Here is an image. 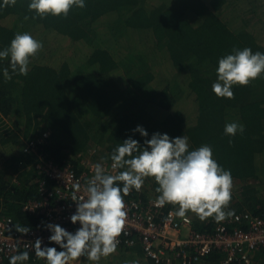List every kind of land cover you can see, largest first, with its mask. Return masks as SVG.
Listing matches in <instances>:
<instances>
[{
	"label": "trees",
	"instance_id": "1",
	"mask_svg": "<svg viewBox=\"0 0 264 264\" xmlns=\"http://www.w3.org/2000/svg\"><path fill=\"white\" fill-rule=\"evenodd\" d=\"M25 31L43 44L39 57L30 58L28 74L13 73L10 57L0 59V216H12L19 227L39 220L24 204L41 198L44 176L23 153V134L33 139L49 129L43 152L58 164L80 167L91 150L92 159L111 160L113 149L129 136L143 144L146 138L132 131L137 125L147 129V138L160 131L187 136L190 149L210 145L232 181L243 184L224 211L264 216V73L234 85L232 98L212 91L219 58L245 47L264 53V0H86L67 16L43 18L29 10L28 0L0 7V50ZM133 41L145 48L134 49ZM147 48L164 50L173 78L154 70ZM59 52L62 59L50 62ZM68 52L74 57L66 59ZM232 121L242 123L244 132L226 135L225 124ZM157 187L154 177H145L141 189L127 196L158 197ZM186 212L200 231L218 223L215 214L200 219ZM39 259L29 253L23 263ZM198 264H224L223 254L212 253Z\"/></svg>",
	"mask_w": 264,
	"mask_h": 264
},
{
	"label": "clouds",
	"instance_id": "2",
	"mask_svg": "<svg viewBox=\"0 0 264 264\" xmlns=\"http://www.w3.org/2000/svg\"><path fill=\"white\" fill-rule=\"evenodd\" d=\"M16 0H0V7L14 5ZM86 0H28V8L43 18L67 16L73 7L84 8ZM43 47L41 41L31 33L18 32L10 45L0 50V59L10 57L13 73L28 74L30 58ZM217 78L212 91L219 97L232 98L234 85H247L264 73V53L253 52L249 47L234 49L218 60ZM5 78H10L8 68L3 70ZM245 126L238 121L227 122L226 135L243 133ZM133 132H139L146 139L141 144L132 136L123 140L113 149L111 160L113 169H122L112 175L101 164L95 166L93 177L84 189L85 196L74 198L76 211L71 215L72 223H79L75 232L60 224L48 223L50 242L60 246L42 247V240L34 243L35 254L47 264H68L70 260L85 256L98 261L116 250L126 220L124 196L130 190L139 191L145 177H154L158 184L157 206L166 203L179 205L176 215L183 217L186 211L195 212L200 219L215 214L219 222L232 212L224 211L231 200V170L225 169L214 158L212 147L203 144L190 149L185 135L171 137L167 132L149 133L142 125ZM21 231L28 232L27 229ZM29 259L27 251L9 257V264H23ZM135 264V262H126Z\"/></svg>",
	"mask_w": 264,
	"mask_h": 264
},
{
	"label": "built area",
	"instance_id": "3",
	"mask_svg": "<svg viewBox=\"0 0 264 264\" xmlns=\"http://www.w3.org/2000/svg\"><path fill=\"white\" fill-rule=\"evenodd\" d=\"M50 136L51 131L45 129L38 137L24 141L23 153L44 176L39 184L41 198L24 204V209L39 220L35 226L19 227L12 216H0V264H9V257L19 252L35 254L33 245L37 238L42 240V247L60 249L48 239L51 235L48 223L75 232L80 225L71 221L77 203L73 199L85 196L84 189L94 175L95 166L101 164L112 175L119 172L112 168V160L92 157H83L80 167L72 162L56 163L43 152V142ZM127 195L124 196L125 225L117 237L116 248L140 245L145 256L156 262L176 260L178 264H198L206 256L219 252L223 254L224 264H264V256L258 257L264 254V216L238 212L218 222L212 230L200 231L194 225L193 215L186 212L183 217L178 216L177 208H169L168 203L157 206V197Z\"/></svg>",
	"mask_w": 264,
	"mask_h": 264
},
{
	"label": "rangeland",
	"instance_id": "4",
	"mask_svg": "<svg viewBox=\"0 0 264 264\" xmlns=\"http://www.w3.org/2000/svg\"><path fill=\"white\" fill-rule=\"evenodd\" d=\"M13 23V20H10L9 22H8V24H12ZM30 32H32V31H29V33ZM32 36H34L33 34H32ZM263 41H264V37H263ZM123 44H117L116 45V48L117 49H119V47L120 46H122ZM132 45H134V49H143V48H145L144 46H143V43H141V42H138V41H133L132 42ZM84 46L85 47H87L88 45L87 44H84ZM122 49V48H121ZM125 50H126V48L124 47V49H122L120 52H119V54L120 53H122L123 51L125 52ZM164 50H160V49H157V48H147V52H149L150 53V57H151V59H152V64H153V66H154V70H156V71H160V72H162V73H165L164 74V76H167V77H169V75L171 76V78H173V76H174V73H175V70L173 69V67H172V65H170V62H169V60L165 57V53H163L162 54V52H163ZM36 56L37 57H39L37 54H36ZM35 56V57H36ZM59 57H60V52L58 53V54H56V55H52L51 56V58H50V62H54V61H59L60 59H62V58H60L59 59ZM66 57V56H65ZM64 57V58H65ZM74 57V55L73 54H71V53H69L68 52V54H67V57H66V59H69V58H73ZM58 58V59H57ZM41 59H44V57L42 56L41 58H40V60ZM182 73V72H181ZM184 74H185V72H183ZM176 82V81H175ZM162 84H163V82H162ZM162 84H159V83H157V85H156V87L157 88H160L161 86H162ZM156 111V114H158V113H160V110H155ZM163 116V115H162ZM23 131H24V129H22ZM22 131V132H23ZM23 136V139H24V141L25 140H27L28 139V137H25L24 136V134L22 135ZM90 155H92V150L90 151V153L88 154V156L86 155V156H84L86 159H88L89 157H91ZM10 173V172H9ZM9 176V175H8ZM8 178H10V177H8ZM232 183H233V189H232V191H231V193H234L236 196L238 195V193H239V189L242 187V185H241V182H239L238 180H233L232 181ZM191 215H193V214H191ZM109 256V255H108ZM108 256H106V257H108ZM105 257V258H106ZM85 260H87V259H85ZM37 261V260H36ZM71 261H73V262H77V260L76 259H73V260H70L69 262H68V264L71 262ZM103 261H110V262H112V260H106V259H99L98 261H96L95 262V264H98V263H100V264H103L102 262ZM85 262V261H84ZM92 263V262H91ZM117 263H120V262H117ZM122 263H126V262H122ZM23 264H29V263H27V262H25V263H23ZM34 264H47V262H46V260H43V259H39L36 263H34Z\"/></svg>",
	"mask_w": 264,
	"mask_h": 264
},
{
	"label": "crops",
	"instance_id": "5",
	"mask_svg": "<svg viewBox=\"0 0 264 264\" xmlns=\"http://www.w3.org/2000/svg\"><path fill=\"white\" fill-rule=\"evenodd\" d=\"M87 258L78 257L77 262L71 261L69 264H95L96 261H91ZM101 259L114 260L111 264H126L122 262H135V264H150V261L144 255V251L140 245L135 247H119L111 253L108 257L101 256ZM85 261V262H84ZM92 262V263H91ZM120 262V263H117Z\"/></svg>",
	"mask_w": 264,
	"mask_h": 264
}]
</instances>
